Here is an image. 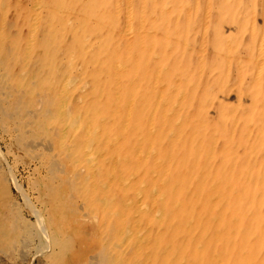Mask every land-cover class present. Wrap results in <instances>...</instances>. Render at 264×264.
<instances>
[{"label":"rangeland","instance_id":"374dc122","mask_svg":"<svg viewBox=\"0 0 264 264\" xmlns=\"http://www.w3.org/2000/svg\"><path fill=\"white\" fill-rule=\"evenodd\" d=\"M4 1L0 42L16 28L20 56L0 44L16 82L0 104V214L14 211L23 244L1 264H264V0ZM73 136L94 140L89 152ZM41 139L48 151L31 147ZM223 205L247 210L235 221L247 259L212 229Z\"/></svg>","mask_w":264,"mask_h":264},{"label":"bare ground","instance_id":"6f19581e","mask_svg":"<svg viewBox=\"0 0 264 264\" xmlns=\"http://www.w3.org/2000/svg\"><path fill=\"white\" fill-rule=\"evenodd\" d=\"M56 1H58V0H56ZM58 2H55V4H57ZM6 3H5V1L4 0H1V2H0V7L2 8H0V27H2V26H5L4 25V21H5V15L3 14L5 11H6V5H5ZM208 5V4H207ZM208 7V6H207ZM167 8V7H166ZM31 12H32V10H31ZM30 12V13H31ZM31 15H32V13H31ZM151 17V16H150ZM206 19V18H205ZM59 20H61V19H59ZM10 22V21H9ZM66 23V22H65ZM57 24V23H56ZM60 24H61V22H60ZM67 24V23H66ZM128 26H129V24H128ZM15 27V26H14ZM238 27V26H237ZM34 29H35V27H34ZM12 29H10V31H11ZM14 31V30H13ZM13 31H11V35H12V37H10V40L11 41H4L3 42V40H1V42H0V44H2V43H6L5 45H6V47L8 46V44H9V48L7 47V49H6V52L8 53V55H7V57L8 56H11V51H15L14 52V54L16 55V54H19V52L17 51V49H18V47L16 46V45H18V43L20 42L19 40H17V39H15V37H13L15 34H16V28H15V31L13 32ZM32 31H33V29H32ZM131 31H129V33H130ZM133 32V31H132ZM202 35V34H201ZM125 36H126V34H125ZM256 37V36H255ZM258 37V36H257ZM263 38V37H262ZM86 39V38H85ZM253 39V38H252ZM258 39V38H257ZM260 39V38H259ZM254 40H256V39H254ZM253 40V41H254ZM263 40H264V38H263ZM263 40H261V42L263 41ZM148 41V40H147ZM258 41V40H257ZM9 42H13V44H10ZM260 41H259V43H261ZM21 44L22 43H20V45L19 46H21ZM5 45H3V46H5ZM27 45V44H26ZM257 45H259V44H257ZM16 46V47H15ZM24 46H25V44H24ZM262 46V45H261ZM146 47V46H145ZM256 47V46H255ZM23 48V47H22ZM257 48V47H256ZM259 48H260V46H259ZM258 48V49H259ZM60 49V48H59ZM19 50V49H18ZM133 50V49H132ZM16 51L18 52V53H16ZM134 51H132V53H133ZM61 53V52H60ZM77 53V52H76ZM261 53V52H260ZM6 54V53H5ZM13 54V53H12ZM13 54V55H14ZM22 54V53H21ZM24 54V53H23ZM14 55V57L16 58V56ZM59 55V54H58ZM258 55H259V53H258ZM19 56H20V54H19ZM18 56V57H19ZM11 57H13V56H11ZM10 57V58H11ZM259 58H261V56L259 57ZM13 59V58H12ZM12 59H9V60H12ZM9 60H8V62H9ZM255 60V59H254ZM262 60V59H261ZM4 61V60H3ZM6 61H7V58H6ZM23 61V60H22ZM5 64V63H4ZM25 64V63H24ZM8 65L10 66L11 64H7L6 65V67L4 66L3 67V65H2V67H0V104H2V105H4V103L5 104H8L9 103V101H7V99H8V92H7V89H9V88H11V87H16L15 85H16V82H15V85H11L10 84V81H11V78L13 77V75H14V73H12L11 72V70L9 71V68H8ZM23 64H21V66H22ZM20 67V66H19ZM23 67H24V65H23ZM258 67V66H257ZM7 68V69H6ZM22 68V67H21ZM23 69V68H22ZM22 69H20V70H22ZM21 73H22V71H20ZM24 72H25V70H24ZM155 73V72H154ZM19 74V73H18ZM133 74V73H132ZM131 76V75H130ZM129 76V77H130ZM157 80V79H156ZM154 81H155V79H154ZM160 80H158V83H160L159 82ZM31 82V81H30ZM33 82V81H32ZM31 82V83H32ZM228 82V81H227ZM11 83H12V81H11ZM38 83V82H37ZM55 83V82H54ZM72 83H73V81H72ZM71 83V84H72ZM14 84V83H13ZM26 84V83H25ZM27 85V84H26ZM30 85V84H29ZM152 85V84H151ZM169 86V85H168ZM223 86V85H222ZM226 86V85H225ZM22 87V86H21ZM26 87V86H25ZM25 87H22V88H24L25 89ZM129 87V86H128ZM29 88V87H28ZM27 88V89H28ZM225 88V87H224ZM15 89V88H14ZM20 89V88H19ZM27 89H25V90H27ZM53 89V88H52ZM11 91V90H10ZM14 91V90H13ZM16 91H17V89H16ZM62 91V90H61ZM60 91V92H61ZM65 91V90H64ZM138 91V90H137ZM19 92V91H18ZM59 92V91H58ZM20 93V92H19ZM29 94H30V92H28ZM13 94H15V93H13ZM27 94V93H26ZM59 94V93H58ZM17 95H18V93H17ZM15 96V95H14ZM13 96V97H14ZM19 96V95H18ZM24 96V95H23ZM63 96V95H62ZM228 96V95H227ZM29 97V96H28ZM64 97H66V96H64ZM158 97V96H157ZM156 97V98H157ZM176 97H177V95H176ZM29 98H31V96L29 97ZM57 99H58V97H56ZM17 99V98H16ZM19 99V98H18ZM57 99H56V101H57ZM177 99V98H176ZM10 100V99H9ZM31 100H32V98H31ZM37 100V99H36ZM257 99H255V101H256ZM12 101V100H11ZM14 101V100H13ZM12 101V102H13ZM34 101H35V99H34ZM62 101V100H61ZM160 101H161V99H160ZM20 102V101H19ZM19 102H17V100H16V103L18 104ZM28 102V101H27ZM176 102V101H175ZM14 103V102H13ZM12 103V104H13ZM174 103V102H173ZM10 104V103H9ZM11 104V105H12ZM26 104H28V103H26ZM30 104V103H29ZM34 104V103H33ZM134 105V104H133ZM132 105V106H133ZM28 106V105H27ZM26 106V107H27ZM36 106V105H35ZM64 106V105H63ZM62 106V107H63ZM131 106V107H132ZM135 106V105H134ZM15 107H18V106H15ZM37 107L38 106H36V109H37ZM158 107H159V105H158ZM12 108H14V107H12ZM31 108V107H30ZM34 108V107H33ZM69 108V107H68ZM9 109H11V107L9 108ZM19 109H21V106H19ZM22 109H23V106H22ZM35 109V108H34ZM33 109V111H34V113H36L35 112V110ZM48 109H50V108H48ZM52 109V108H51ZM133 109V108H132ZM131 109V110H132ZM45 110V109H44ZM57 110V109H56ZM13 111V110H12ZM23 111V110H22ZM40 111V110H39ZM54 111V110H53ZM129 111V110H128ZM4 112V111H3ZM14 112L15 111H13V113L11 114V113H8V115L7 114H4V116H6L5 118L7 119V120H15V115H14ZM38 112V111H37ZM42 112V111H41ZM45 112V111H44ZM16 113V112H15ZM25 113V112H24ZM26 113H28V112H26ZM47 113V112H46ZM65 113V112H64ZM208 113V112H207ZM38 114V113H37ZM171 114V111H169L168 113H166L165 114V116H169ZM0 115H1V113H0ZM67 115V114H66ZM22 116V115H21ZM73 116L74 115H72V119H73ZM79 116H80V114H79ZM152 116V115H151ZM151 116H150V118H151ZM27 117V116H26ZM36 117V116H35ZM40 117H41V115H40ZM64 117V116H63ZM62 117V118H63ZM75 117V116H74ZM76 117H77V115H76ZM0 118H1V116H0ZM33 118V117H32ZM45 118H47V117H45ZM45 118H41V120L43 119H45ZM99 118V117H98ZM101 118V117H100ZM74 119H76V118H74ZM46 120V119H45ZM61 120V119H60ZM70 120V119H69ZM0 121H1V119H0ZM54 121V120H53ZM73 120H71V122H70V124H69V122H68V124L67 125H70V127L73 129V122H72ZM2 122V121H1ZM5 122V121H4ZM9 122V121H8ZM8 122L6 123V125L8 124ZM20 122V121H19ZM31 122V121H30ZM43 122V121H42ZM45 122V121H44ZM47 122V121H46ZM59 123H60V121H58ZM62 122V121H61ZM147 122V124L148 125H150V121L148 122V120L146 121ZM262 122V121H261ZM64 123V122H63ZM72 123V124H71ZM75 123V122H74ZM47 124L49 125V123L47 122ZM65 124V123H64ZM237 124V123H236ZM1 125V124H0ZM3 125H4V123H3ZM25 125H27V123L25 124ZM59 125H61V124H58L57 123V126H59ZM76 125V124H75ZM165 125L167 126L168 124L167 123H165ZM24 126V125H23ZM30 126H32V124L30 125ZM73 126V127H72ZM236 126V125H235ZM1 127V126H0ZM5 127V126H4ZM3 127V128H4ZM29 126H27V128H28ZM60 127V126H59ZM63 127V126H62ZM95 127H96V125H95ZM149 127V126H148ZM152 127V126H151ZM210 127V126H209ZM23 128V127H22ZM67 128V127H66ZM65 127H64V129H66ZM94 128V127H93ZM235 128V127H234ZM244 128V127H243ZM50 129V128H49ZM56 129V128H55ZM54 129V130H55ZM58 129H60V128H58ZM57 129V130H58ZM84 129V128H83ZM97 129H99V126H98V128ZM29 130H30V128H29ZM70 129H68L67 131H69ZM85 130V129H84ZM91 129H89V131H90ZM150 130V129H149ZM151 130H153V127L151 128ZM261 130L262 129H260V128H257V132L259 133V134H263V132L261 133ZM61 131H63V129L61 130ZM61 131H58L59 133L61 132ZM65 131V130H64ZM87 131V130H86ZM85 131V132H86ZM95 133L96 132H98L97 130H96V128H95ZM93 131V132H94ZM16 133V132H21V130L19 129V126H18V123H17V127L16 128H14L13 129V131H12V133ZM32 132V131H31ZM69 132H71V131H69ZM53 133H56V131L55 132H53ZM74 133V132H73ZM94 133V134H95ZM21 134H24V132L22 133L21 132ZM26 135H27V133H25ZM61 134V135H60ZM60 134H58V136H59V138L61 139V141H63V142H65L66 140L65 139H67L68 141L70 140L69 138H67L66 137V134H68V133H60ZM71 134V133H70ZM77 134V133H76ZM82 134V133H81ZM79 135V134H78ZM85 135V134H84ZM98 135V134H97ZM100 135V134H99ZM57 136V135H56ZM68 136V135H67ZM87 136V135H86ZM260 136V135H259ZM264 136V135H263ZM23 137V136H22ZM66 137V138H65ZM70 137V136H69ZM92 137H94V136H92ZM92 137L90 138V139H92ZM95 137H96V134H95ZM43 139H44V137H42ZM73 139H74V136L72 137ZM43 139H41L40 141H38V142H33L34 143V145L32 146V143H31V147L35 150V149H37V148H45V149H43V150H45V151H48V149H50L49 148V145H50V143H49V141H46V140H43ZM85 139V138H84ZM83 139V140H84ZM88 139V138H87ZM94 139V138H93ZM99 139V138H98ZM123 139V138H122ZM39 140V139H38ZM29 141V140H28ZM96 141V140H95ZM104 141V140H103ZM102 141V142H103ZM74 144L76 143V145H77V148H78V145L80 146L81 145V147L82 148H84V149H88V152H89V147H91V144H93L94 143V140L92 141H90V142H84V141H82V139H81V137L79 138H75L74 139V142H73ZM30 145V144H29ZM13 146V145H12ZM18 146V145H17ZM26 146V145H25ZM63 147H64V145H62ZM61 146V147H62ZM70 146V145H69ZM196 146H198L197 144H196ZM16 147V146H15ZM26 149H27V146H26ZM75 149V148H74ZM80 149V148H79ZM77 150V149H76ZM85 150V151H86ZM92 151H93V149H91ZM80 151V150H79ZM84 150H83V152L82 153H84L85 152ZM18 152V151H17ZM75 152H77V151H75ZM75 152H73V153H75ZM87 152V151H86ZM87 152V153H88ZM86 153V154H87ZM96 153V152H95ZM66 154V153H65ZM89 154V153H88ZM76 155H78V153L76 154ZM84 155V154H83ZM82 155V156H83ZM38 156V155H37ZM84 156H87V155H84ZM91 157V156H90ZM82 158V157H81ZM85 159H86V157H84ZM83 158V159H84ZM94 158V157H93ZM264 158V155H263V157H262V159ZM71 159H72V156H71ZM77 159V158H76ZM88 159V158H87ZM86 159V160H87ZM91 159V158H90ZM90 159H88V160H90ZM194 159H195V157H194ZM75 160V159H74ZM87 160V161H88ZM262 161H264V160H262ZM50 162H52V161H50ZM89 162V161H88ZM117 163V162H116ZM228 163V162H227ZM264 163V162H263ZM88 164H90V162L88 163ZM247 165V164H246ZM231 166V165H230ZM228 167V169L229 168H231V167ZM89 167H90V165H89ZM87 170V169H86ZM92 170V169H91ZM231 170H235V168H233V169H231ZM247 170V169H246ZM80 171V170H79ZM227 171V170H226ZM200 172V171H199ZM229 173H230V171H228ZM92 173V172H91ZM224 173V172H223ZM263 174H264V171L262 172ZM88 174V173H87ZM92 175V174H91ZM254 175V174H253ZM256 175V174H255ZM262 175V174H261ZM260 175V176H261ZM192 176V175H191ZM231 176V175H230ZM252 176V175H251ZM260 176H259V178H260ZM1 177V176H0ZM110 177V176H109ZM92 178V177H91ZM193 179H195V180H199V179H197V178H193ZM239 179V178H238ZM256 179H258V177L256 176ZM74 180V179H73ZM77 180V179H76ZM127 180V179H126ZM224 180H229V179H227L226 177H225V179ZM137 181V180H136ZM203 181V180H202ZM223 181V180H222ZM128 182V181H127ZM229 181H226L225 183H226V185H227V183H228ZM68 183H70V181L68 182ZM198 183V182H197ZM220 183H222V182H220ZM230 183V182H229ZM72 184V183H71ZM71 184H70V186H71ZM77 184V183H76ZM125 184V183H124ZM66 185H67V183H66ZM69 185V184H68ZM67 185V186H68ZM82 185V184H81ZM103 185V184H102ZM144 185V184H143ZM213 185V184H212ZM221 185V184H220ZM92 186V185H91ZM224 184H222V187H223V190H224ZM72 187V186H71ZM71 187H70V189H71ZM102 187H104V186H102ZM227 187H229V185H227ZM231 187V186H230ZM255 187V186H254ZM189 187H187V189H188ZM135 189V188H134ZM220 189H221V187H220ZM137 190H139V189H137ZM222 190V189H221ZM223 190H222V192H223ZM227 190H228V188H227ZM141 191V190H140ZM225 191V190H224ZM187 192V191H186ZM185 192V193H186ZM204 192V191H203ZM221 192V193H222ZM228 192H230L231 194H232V199H234V200H236L237 198H238V196H239V193H238V191L235 189V188H232L231 189V191L229 190ZM255 197H259V198H261V197H263V195H264V175H262V177L260 178V180H258V182H257V186H256V188H255ZM141 193V192H140ZM221 193H219L220 195H219V200L221 201V198L222 197H225V196H223V194H221ZM229 193V194H230ZM97 194H99V193H97ZM144 194V193H143ZM148 194V193H147ZM201 194H202V192H201ZM217 194H218V192H217ZM191 195V194H190ZM200 195V194H199ZM216 195V194H215ZM205 196V195H204ZM217 196V195H216ZM99 197V196H98ZM135 197V196H134ZM165 197V196H164ZM163 197V199H165ZM240 197V196H239ZM100 198H102V197H100ZM100 198H98V200L100 199ZM156 198V197H155ZM204 198V197H203ZM226 198H227V196H226ZM226 198H225V200H226ZM97 199V198H96ZM104 199V198H103ZM107 199V198H106ZM105 199V200H106ZM189 199V198H188ZM240 199H243V197H241ZM250 199V198H249ZM190 200V199H189ZM192 200H195L194 198H191V204L193 205V201ZM228 200V199H227ZM162 201V197H161V200H160V203H162L161 202ZM164 201V200H163ZM197 201H199V198H198V200ZM206 202L205 201V199L204 200H202V204L204 203V202ZM250 201H251V199H250ZM249 201V202H250ZM253 201H255L254 199H253ZM258 201V200H257ZM257 201H255V203L257 202ZM261 201H262V199H261ZM2 202V201H1ZM100 202H102L101 200H100ZM137 202V201H136ZM141 202V201H140ZM226 202L227 201H225V204H226ZM243 202V201H242ZM242 202H239V203H241L242 204ZM108 203V202H107ZM144 203V202H143ZM146 203V202H145ZM177 203V202H176ZM201 203V202H200ZM218 203V202H217ZM222 203H223V200H222ZM233 203V202H232ZM247 203V202H246ZM260 203V202H259ZM140 204V203H139ZM141 204H142V202H141ZM148 205H149V203H147ZM177 204H180L179 202L177 203ZM189 205H190V201H189V203H188ZM199 204V203H198ZM219 204H221V203H219ZM245 204V203H244ZM138 205V204H137ZM143 205V204H142ZM155 205V204H154ZM159 205V204H158ZM166 205V204H165ZM175 205V204H174ZM191 205V206H192ZM203 205H206V203L205 204H203ZM161 206V205H160ZM159 206V207H160ZM214 206V205H213ZM244 206V205H243ZM261 206V205H260ZM13 207V206H12ZM140 207V206H139ZM141 207H143V206H141ZM150 207V206H149ZM164 207V206H163ZM175 207V206H174ZM193 207V206H192ZM200 207V206H199ZM246 207V206H245ZM248 207H251V205H249ZM247 207V208H248ZM257 207H259V205H257ZM151 208V207H150ZM215 208H217V207H215ZM214 208V209H215ZM220 208H221V206H220ZM4 209V208H3ZM16 209V208H15ZM142 209V208H141ZM144 209H146V206H145V204H144ZM153 209V208H152ZM186 209V208H185ZM184 209V210H185ZM222 209H223V212L224 213H222L223 215L222 216H224L223 217V221H225L227 224H230V225H224V226H217V222L215 223L216 225L214 226H212L213 228V230L214 231H217L218 233H219V235H221V239H225V237H229L231 240H229L230 241V243H231V245L233 246V245H236L237 247H235V250L237 251V249L238 248H240V251H238L239 252V256H240V259H242V258H244V257H246V259H247V256H246V252H247V255H248V251H246V250H244V249H248V248H244V249H242L241 247H240V245H241V243H240V241H238V239L237 238H235L237 235H235V233H236V231L238 230V229H240L242 232H245V234L246 235H248V232L246 231V230H249L248 228H249V226H246V227H243L242 228V226H241V224H243V223H236L235 221H237L238 222V218H240V215L239 214H241V212H242V209H245L244 207H242V208H239L238 209V211L237 212H240L239 214H235V216H234V218H232L231 217V215L230 216H228V213L227 212H230L231 211V209L229 208V207H227V206H225V205H223L222 206ZM252 209H253V207H252ZM258 209V208H257ZM256 209V211H258ZM7 210V209H6ZM143 210V209H142ZM147 210V209H146ZM191 210V209H190ZM220 210V209H219ZM261 209H259V211H260ZM0 211H1V209H0ZM157 211V213H154L155 215H157V214H159L160 215V212L161 211H159V209H157L156 210ZM193 211H195V210H193ZM245 211H247L246 209H245ZM262 211V210H261ZM8 212H11V210L10 211H8ZM7 212V213H8ZM14 211H12L8 216H5L6 215V213L4 214V216L3 215H1L0 214V253L2 254V255H4V256H8V254L6 253V252H9L10 251V254L9 255H11V253L13 252V250L15 249V248H17V245L18 244H23V241H22V239L20 238L21 236H18L17 235V233H16V229L18 228H16V226H14L13 224H15V222H14V220H12L14 217H17L16 215H15V213H13ZM147 212H148V210H147ZM235 212V211H234ZM234 212L232 213L231 212V214H234ZM237 212H235V213H237ZM3 213V212H2ZM135 213H136V211H135ZM151 214L153 213V212H150ZM192 213H196V212H192ZM214 213V212H213ZM250 213V212H249ZM253 213V212H252ZM262 213V212H261ZM87 214V213H86ZM191 214V213H190ZM196 214H198V213H196ZM257 214V213H256ZM11 215H13V217L11 216ZM150 215V214H149ZM218 215V214H217ZM247 215V214H246ZM252 215V214H251ZM254 215H255V213H254ZM260 214H258V216H259ZM196 216V215H195ZM198 216V215H197ZM202 216V215H201ZM200 216V217H201ZM204 216V215H203ZM202 216V217H203ZM222 216H220V218L222 217ZM237 216H239L238 218H237ZM249 216V215H248ZM89 217V216H88ZM213 217V216H212ZM218 217V216H217ZM12 218V219H11ZM140 217H138V219H139ZM193 218H197V217H194L193 216ZM214 218H216V217H214ZM213 218V219H214ZM246 218H248L247 216H246ZM245 218V219H246ZM14 219H16V218H14ZM137 219V220H138ZM152 219V218H151ZM155 219H157L156 217H155ZM211 219V218H210ZM249 219V218H248ZM250 219H252V217L250 218ZM209 220V219H208ZM216 220L218 221V219L216 218ZM220 220V219H219ZM90 221V220H89ZM136 221V220H135ZM135 221H133V222H135ZM163 221V220H162ZM248 221V220H247ZM246 221V223H248ZM140 222V221H139ZM157 222H158V220H157ZM199 222H201L200 220H199ZM205 222V221H204ZM209 222V221H208ZM220 222V221H219ZM218 222V223H219ZM252 222H254V221H252ZM259 222V221H258ZM17 223V222H16ZM176 223V222H175ZM184 223V222H183ZM187 223H188V221H187ZM205 223H207V222H205ZM236 223V224H235ZM250 223V222H249ZM263 223V222H262ZM185 224V223H184ZM245 224V223H244ZM16 225V224H15ZM18 225V224H17ZM154 225V227H155V224H153ZM152 225V226H153ZM248 225V224H247ZM252 225V224H251ZM250 225V226H251ZM264 225V224H263ZM110 226V225H109ZM168 226H174V225H172V224H167V226L165 225V226H163V228L164 227H167L168 228ZM236 228H235V227ZM115 227H117V226H115ZM156 227H158V226H156ZM156 227H155V229H156ZM160 227V226H159ZM158 227V228H159ZM248 227V228H247ZM256 227H258V226H256ZM111 228V227H110ZM169 228H171V227H169ZM190 228V227H189ZM262 228V227H261ZM261 228H259V229H261ZM20 228H18V230H19ZM165 229V228H164ZM176 229H178V228H176ZM111 230V229H110ZM133 230H134V228H133ZM139 230L140 229H138V232L137 233H139ZM153 230V229H152ZM180 230V229H179ZM187 230V229H186ZM185 230V232H187ZM190 230V229H189ZM121 231V230H120ZM136 230H134V232H135ZM168 231V230H167ZM173 231V230H172ZM206 231V230H205ZM251 231H254V230H251ZM258 231V230H257ZM263 231H264V229H263ZM37 232V231H36ZM116 232H117V229H116ZM126 232H129V231H127L126 230ZM131 232V231H130ZM129 232V233H130ZM158 232V231H157ZM178 232V231H177ZM38 233V232H37ZM132 233V232H131ZM189 233H191L190 231H189ZM257 234H258V232H257ZM120 235V234H119ZM118 235V236H119ZM123 235H125L124 233H123ZM134 235H135V233H134ZM139 235V234H138ZM203 235V234H202ZM207 235V234H206ZM201 236V235H200ZM256 236V235H255ZM136 237V236H135ZM140 237V236H139ZM157 237V238H156ZM187 237V236H186ZM213 237H215L214 236V233H213V231L211 230V233H208V239L210 240H213V241H215V239L213 238ZM217 237V239L218 240H221L220 238H219V236L217 235L216 236ZM254 237V236H253ZM23 238V237H22ZM256 238H259L258 237V235H257V237ZM255 238V239H256ZM121 239H123L124 240V237L123 238H121ZM139 239V238H138ZM141 239V238H140ZM183 239V238H182ZM201 239V238H200ZM158 240V236H155V242ZM202 241H203V239H201ZM217 240V241H218ZM259 240V239H258ZM25 241V240H24ZM137 241V240H136ZM229 241H227V242H229ZM255 241V240H254ZM30 242V241H29ZM122 242V241H121ZM216 242V241H215ZM137 243H138V241H137ZM141 243V242H140ZM221 243H222V241H221ZM254 243V242H253ZM136 244V243H135ZM182 244H183V242H182ZM187 244V243H186ZM216 244H219V243H216ZM228 244V243H227ZM113 245H114V243H113ZM119 245H121V247L123 246L122 244H119ZM254 245V244H253ZM257 245V244H256ZM263 245V244H262ZM19 246V245H18ZM137 246V245H136ZM182 246V245H181ZM187 246V245H186ZM264 246V245H263ZM262 246V247H263ZM4 247H6V248H4ZM21 247V246H20ZM120 247V248H121ZM138 247H140V246H138ZM157 247L158 246H155V245H153V248H152V250H156L157 249ZM175 247V246H174ZM191 247V246H190ZM250 247V246H249ZM252 248H255V245H254V247H252L251 246V249ZM213 249V248H212ZM212 249H210V250H212ZM221 249H223V247L221 248ZM250 249V250H251ZM21 250H23V248L21 249ZM159 250V249H158ZM161 250V249H160ZM264 249H262L261 250V254H262V251H263ZM173 251V250H172ZM162 251H160V253H161ZM169 252V251H168ZM155 253H156V251H155ZM210 253V252H209ZM220 253L221 252H219V254L218 255H215L214 254V256H219L220 255ZM260 254V255H261ZM198 255V254H197ZM213 255V254H212ZM102 256V255H101ZM2 256H0V258H1ZM10 257V256H9ZM103 257V256H102ZM260 257V256H259ZM253 258V257H252ZM222 258L220 257H217V259H215V260H217V261H220ZM190 260V259H189ZM188 260V261H189ZM224 260V259H223ZM113 262H112V264H121L122 262L120 261V257H115V259L114 260H112ZM216 261V262H217ZM9 262V261H8ZM190 262H191V260H190ZM223 262V261H222ZM2 263V261L0 260V264ZM187 263V262H186ZM6 264V263H5ZM97 264V263H96ZM124 264H126V263H124ZM131 264V263H130ZM133 264H136V261L134 262L133 261ZM189 264V263H188ZM193 264V263H192ZM202 264H208L206 261H205V259L203 260V263ZM218 264V263H217ZM224 264H226V263H224ZM253 264H256V263H253Z\"/></svg>","mask_w":264,"mask_h":264}]
</instances>
